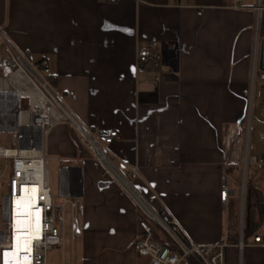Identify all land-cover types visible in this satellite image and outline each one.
<instances>
[{
  "label": "crops",
  "instance_id": "obj_1",
  "mask_svg": "<svg viewBox=\"0 0 264 264\" xmlns=\"http://www.w3.org/2000/svg\"><path fill=\"white\" fill-rule=\"evenodd\" d=\"M0 26L34 60L48 61L55 89L86 126L117 131L109 150L125 173L138 167L132 183L153 208L165 205L195 243L226 241L225 264L251 248L262 264L261 249H239L245 242H231L230 232L239 168L264 165V150L247 142L264 0H0ZM147 42L160 62L154 73L136 70L137 44ZM7 132L17 147L21 134ZM42 148L47 167L51 159L78 172L82 194L83 233L68 252L63 244L60 264H146L133 249L135 204L77 132L58 123ZM223 176L233 191L225 204Z\"/></svg>",
  "mask_w": 264,
  "mask_h": 264
},
{
  "label": "built area",
  "instance_id": "obj_2",
  "mask_svg": "<svg viewBox=\"0 0 264 264\" xmlns=\"http://www.w3.org/2000/svg\"><path fill=\"white\" fill-rule=\"evenodd\" d=\"M104 1L115 3L118 0ZM151 47L152 42L137 44L135 65L138 72L154 73L159 67L160 62ZM252 67L249 108H257L260 116L264 118V68H259L258 59L257 62L254 59ZM6 73L13 74L20 80L25 85L26 92L17 96V103L5 99L7 93H0V111L17 107V113L23 117L26 125H19L17 129H5L1 128L0 123V132L14 131L21 134L17 147H5L0 141V159L4 162L0 168V178H6L7 188L0 210V264H11L10 253L16 231L14 199L25 187L31 188L35 193L36 204L31 212L38 217L36 230L39 237L33 238L31 243H25L29 247L20 252L22 262L47 264L48 251L54 246L63 247L67 204L71 237L79 238L83 233V204L78 172L58 165L56 194L51 192L49 186L47 155L42 148L43 136L58 123L66 124L77 132L79 145L93 154L96 161L135 204L137 236L133 249L139 256L147 259L146 264H181L187 258L197 264H225L227 242L213 245L195 243L165 205L158 209L153 208L132 183L139 176L138 167L126 165L125 173L109 150V144L118 138L117 131L91 129L86 126L69 108L64 96L55 89L54 74L48 61L34 60L31 52L20 48L0 26V78ZM257 82L260 84L256 85ZM256 137L259 142H264V129L259 130ZM248 160L251 164L257 162L254 156H249ZM232 193L226 177L223 176L221 201L225 204L226 198ZM152 224L158 225L168 235L176 249L153 239ZM252 239V244L262 251L264 264V236L258 234Z\"/></svg>",
  "mask_w": 264,
  "mask_h": 264
},
{
  "label": "rangeland",
  "instance_id": "obj_3",
  "mask_svg": "<svg viewBox=\"0 0 264 264\" xmlns=\"http://www.w3.org/2000/svg\"><path fill=\"white\" fill-rule=\"evenodd\" d=\"M16 83V82H14ZM13 84V83H12ZM14 86H22L21 83H16L13 84ZM25 93V92H23ZM21 93V94H23ZM257 108H254L252 112V118H251V133L250 136L248 134L247 136V142H249V148L250 151L254 152L255 147L264 150V144H258L255 141V131L259 127H263L264 124V119L260 118L259 114L256 112ZM0 123H2V126H12L14 123V116L12 114H6V115H1L0 117ZM0 141L3 146H16L17 145V136L14 133L11 132H0ZM247 163L251 164L248 160V157L246 158ZM1 165V162H0ZM249 166V165H248ZM238 177L239 179H242L238 183V190H237V195H236V210L234 211L233 217H232V226H231V238L233 241L236 240L238 242L239 237H241V241L243 240V220H244V195L246 192V182L249 181V179L252 180V182L255 184L254 186L260 191L261 193V198L264 203V165L258 164L257 166H249L247 169L246 163L239 168L238 171ZM57 165L56 163L49 159L48 160V181H49V186L51 189V192L53 194H56L57 192ZM249 178V179H248ZM7 188H6V178H0V210L3 202V196L6 194ZM253 195V194H252ZM256 194L253 195L252 199V205L256 206V201L255 199ZM243 199L241 200V198ZM242 202V204H241ZM255 211V220L257 222V230L256 232L260 234L261 236H264V208L261 213L258 212L256 208H254ZM229 213V212H228ZM66 231H65V250L68 252L70 250L71 246V233L69 229V208L68 204L66 205ZM1 221V219H0ZM159 236L164 237L165 234L162 233L160 230ZM165 238V237H164ZM253 235L249 236L247 238V243H242L241 241L239 243H242V245L239 247V249H243L244 244L248 243H253ZM244 241V240H243ZM251 253L248 254L246 250V256L243 258L238 257L237 259V264H258V252L255 250L256 248H251ZM62 252L61 248L58 246H54L51 250L48 251L47 253V264H60L61 259H62ZM239 256V255H238ZM76 264H79V262L75 261Z\"/></svg>",
  "mask_w": 264,
  "mask_h": 264
},
{
  "label": "bare ground",
  "instance_id": "obj_4",
  "mask_svg": "<svg viewBox=\"0 0 264 264\" xmlns=\"http://www.w3.org/2000/svg\"><path fill=\"white\" fill-rule=\"evenodd\" d=\"M22 83L18 80L13 74L6 73L4 77L0 78V93H7L5 99L14 100V103H17V96L23 92H26L25 85L22 86H14L13 84ZM13 83V84H12ZM16 106V105H14ZM12 114L14 116V123L12 126H2L1 128L5 129H17L19 125H26L23 117L18 115L17 107L10 108L8 110L0 111L1 115ZM7 132V131H6ZM22 153H32V152H22ZM36 199L34 190L31 188L25 187L21 191V194L18 195L14 199V207H15V234L13 240V249L12 253H10L11 264H25L22 262L21 258V250L28 249L25 243H31L33 238H38L39 234L36 230V223L38 221V217H36L35 213H32V207L35 206ZM35 214V215H31ZM30 219H32L30 221Z\"/></svg>",
  "mask_w": 264,
  "mask_h": 264
},
{
  "label": "trees",
  "instance_id": "obj_5",
  "mask_svg": "<svg viewBox=\"0 0 264 264\" xmlns=\"http://www.w3.org/2000/svg\"><path fill=\"white\" fill-rule=\"evenodd\" d=\"M246 192L244 195V220H243V240L245 243H247V238L251 235L255 236L258 235V233L256 232L258 226H257V222L255 220V211L254 208H256L258 210L259 213H261L263 211L264 208V203L262 201L261 198V193L258 189H253L250 184L249 181L246 182ZM256 194L255 196V200L256 201V206L252 205V197L253 195ZM153 227V231H154V240L163 242L165 244H168L171 248L176 249V247L174 246V244L171 242L170 238L168 237V235L158 226L152 224ZM161 231L162 233L165 234V238L160 237L159 236V232ZM231 242H236L233 241V239H230Z\"/></svg>",
  "mask_w": 264,
  "mask_h": 264
},
{
  "label": "water",
  "instance_id": "obj_6",
  "mask_svg": "<svg viewBox=\"0 0 264 264\" xmlns=\"http://www.w3.org/2000/svg\"><path fill=\"white\" fill-rule=\"evenodd\" d=\"M258 66L260 69L264 68V38L259 41Z\"/></svg>",
  "mask_w": 264,
  "mask_h": 264
},
{
  "label": "snow or ice",
  "instance_id": "obj_7",
  "mask_svg": "<svg viewBox=\"0 0 264 264\" xmlns=\"http://www.w3.org/2000/svg\"><path fill=\"white\" fill-rule=\"evenodd\" d=\"M5 255H8V253H5ZM24 259H27V257H24Z\"/></svg>",
  "mask_w": 264,
  "mask_h": 264
}]
</instances>
